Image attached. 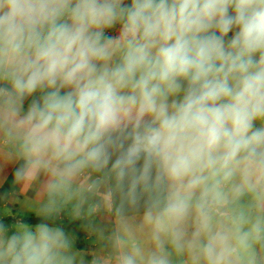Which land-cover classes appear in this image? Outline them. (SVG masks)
<instances>
[{"label": "clouds", "instance_id": "obj_1", "mask_svg": "<svg viewBox=\"0 0 264 264\" xmlns=\"http://www.w3.org/2000/svg\"><path fill=\"white\" fill-rule=\"evenodd\" d=\"M8 165L0 264H264V0H0Z\"/></svg>", "mask_w": 264, "mask_h": 264}, {"label": "crops", "instance_id": "obj_2", "mask_svg": "<svg viewBox=\"0 0 264 264\" xmlns=\"http://www.w3.org/2000/svg\"><path fill=\"white\" fill-rule=\"evenodd\" d=\"M14 167L15 165L0 167V218L8 224L13 223L19 217L27 219L29 223H36V218L33 215V207L37 200L35 190L21 187L15 193L14 198L7 197V194L12 192ZM61 223H63L65 228H69L72 231L82 228V222H71L67 218L63 219ZM93 223L102 228L107 234L111 232L110 228H114L115 218L111 213L101 212L96 215ZM136 223H139V219H137ZM74 234L77 237V248L85 252L97 250L101 243L94 237L90 238L87 234L84 237H81L82 234L80 233ZM257 247L259 248V246ZM88 258L90 259V257ZM187 261V254L173 256V264H187Z\"/></svg>", "mask_w": 264, "mask_h": 264}, {"label": "rangeland", "instance_id": "obj_3", "mask_svg": "<svg viewBox=\"0 0 264 264\" xmlns=\"http://www.w3.org/2000/svg\"><path fill=\"white\" fill-rule=\"evenodd\" d=\"M68 231H70V232H73V233H80V234H82L81 235V237H84V235L86 234V232L81 228L80 230L78 229L77 231L75 230V231H72V230H70L69 228H66ZM83 230V231H82ZM113 230V228H110V231H112ZM85 247V246H84Z\"/></svg>", "mask_w": 264, "mask_h": 264}, {"label": "trees", "instance_id": "obj_4", "mask_svg": "<svg viewBox=\"0 0 264 264\" xmlns=\"http://www.w3.org/2000/svg\"><path fill=\"white\" fill-rule=\"evenodd\" d=\"M113 217H114V215H113ZM20 218V217H19ZM115 218V217H114ZM27 222H28V220L27 219H25Z\"/></svg>", "mask_w": 264, "mask_h": 264}]
</instances>
